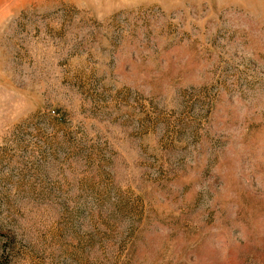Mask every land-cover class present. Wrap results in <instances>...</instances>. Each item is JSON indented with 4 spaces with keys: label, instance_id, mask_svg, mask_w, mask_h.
Returning a JSON list of instances; mask_svg holds the SVG:
<instances>
[{
    "label": "rangeland",
    "instance_id": "obj_1",
    "mask_svg": "<svg viewBox=\"0 0 264 264\" xmlns=\"http://www.w3.org/2000/svg\"><path fill=\"white\" fill-rule=\"evenodd\" d=\"M0 264H264V0H0Z\"/></svg>",
    "mask_w": 264,
    "mask_h": 264
}]
</instances>
